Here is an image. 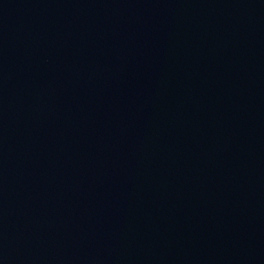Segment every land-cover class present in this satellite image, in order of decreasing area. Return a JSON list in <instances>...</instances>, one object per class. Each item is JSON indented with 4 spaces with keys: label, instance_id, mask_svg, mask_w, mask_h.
<instances>
[{
    "label": "water",
    "instance_id": "obj_1",
    "mask_svg": "<svg viewBox=\"0 0 264 264\" xmlns=\"http://www.w3.org/2000/svg\"><path fill=\"white\" fill-rule=\"evenodd\" d=\"M0 264H264V0H0Z\"/></svg>",
    "mask_w": 264,
    "mask_h": 264
}]
</instances>
